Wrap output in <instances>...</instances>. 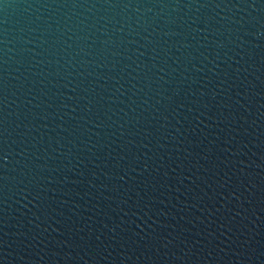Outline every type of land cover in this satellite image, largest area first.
I'll list each match as a JSON object with an SVG mask.
<instances>
[{
  "label": "water",
  "instance_id": "1",
  "mask_svg": "<svg viewBox=\"0 0 264 264\" xmlns=\"http://www.w3.org/2000/svg\"><path fill=\"white\" fill-rule=\"evenodd\" d=\"M0 264H264V0H0Z\"/></svg>",
  "mask_w": 264,
  "mask_h": 264
}]
</instances>
